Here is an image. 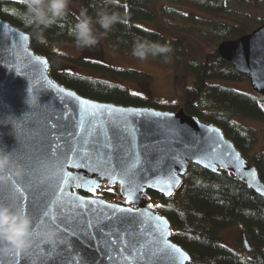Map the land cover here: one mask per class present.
<instances>
[{"label": "water", "instance_id": "95a60500", "mask_svg": "<svg viewBox=\"0 0 264 264\" xmlns=\"http://www.w3.org/2000/svg\"><path fill=\"white\" fill-rule=\"evenodd\" d=\"M218 53L239 75L250 81L256 94L264 97V25L237 40L222 42ZM35 57L46 61V66ZM58 89H63L64 93L73 92L75 97H66ZM76 97L108 108L137 111L109 113L106 109H88L82 112ZM93 111L95 116L90 115ZM69 149H76L80 154L86 150L91 167L64 165L65 169L74 176L98 180L99 187L93 194L85 188L64 186L63 207L59 213L67 228L60 224L58 229L44 217L43 211L50 200L61 196L56 185L60 183L58 171L64 154L67 153L69 160L78 158ZM0 152L11 153L14 164L23 170L22 176L17 177L15 168H11L8 174L13 181L32 190L28 201L20 200L19 203L31 217L34 233L32 246L26 251L19 254L0 252V264H79L81 256L89 264H164L159 253L156 256L151 253L163 247L162 242L157 244L160 240L158 229L165 228L166 239L188 256L187 260L177 259L176 264H191L189 253L172 239L171 222L157 213L148 197L149 192H154L172 198L183 186L191 165L214 175L225 172L264 199V182L257 168L220 127L188 115L184 108L171 112L153 107H125L81 96L53 78L50 61L33 50L30 34L3 18H0ZM137 155L139 162L129 179L132 187L137 184L143 187L133 203L121 205L118 201L107 202L96 197L104 187H116L119 198L127 202L125 188L119 179L111 182L93 169L106 170L111 166L121 172L132 165ZM170 175L177 177L179 184L171 188V195H166L161 188L167 187L163 182L168 181ZM10 191L9 183L0 186V203H6L4 197ZM70 194L83 197L85 201L95 199L98 203L75 208ZM107 204L131 207L133 212H117ZM155 217H161L167 224L158 222ZM88 220L95 227L82 231L81 227ZM46 225L58 232L55 243L41 235ZM129 242L138 248L143 245L148 254L137 256L131 248L121 251ZM242 242L250 252L246 235H242Z\"/></svg>", "mask_w": 264, "mask_h": 264}, {"label": "trees", "instance_id": "16d2710c", "mask_svg": "<svg viewBox=\"0 0 264 264\" xmlns=\"http://www.w3.org/2000/svg\"><path fill=\"white\" fill-rule=\"evenodd\" d=\"M229 1L233 0H120L119 4L109 7L126 13L128 23L116 24L102 39L110 43L114 51L130 57H134L131 52L135 37L169 44L172 52L168 54L167 60L179 67L183 66L194 78L193 87L185 94L183 107L186 113L222 128L225 135L250 160V164L257 168L264 182V153L249 158L254 138L234 123L236 119L264 122V97L251 96L224 85L246 79L219 56L218 47L209 55V61L200 62L189 58L186 46L188 36L193 33L219 44L237 40L245 34L239 26H229L216 19H204L197 13L206 11L217 16L222 6H228ZM70 3L76 4L80 11L87 9L93 17L97 8L103 6L101 0H71ZM24 7L23 0L0 2V18L30 34L33 50L48 58L52 76L60 84L102 103L155 107L148 99L132 94L118 82L82 76L69 71V66L62 68L60 62L69 64L73 69L86 67L109 73L120 80L132 79L145 84L151 81V77L141 72L130 69L116 71L97 60L89 59L87 56L94 53V47L83 49L86 58H65L55 52L53 46L58 43L75 45L69 31L78 17L68 11L66 17L48 28L44 32V39L39 40L33 34V29L26 26L21 18ZM153 25H157V29L148 28ZM146 60L165 59L158 56ZM172 108L175 107L170 110H175ZM99 194L102 199L118 198L116 201L121 205H129L119 198L116 187H108ZM148 195L158 203L155 205L153 201L156 211L171 222L172 239L189 253L191 264H264V199L233 176L225 172L214 175L191 165L182 188L174 197L167 199L154 192ZM231 226L238 227L237 244L240 247L244 248L242 235H246L251 246L248 255L237 254L222 244L220 231Z\"/></svg>", "mask_w": 264, "mask_h": 264}, {"label": "rangeland", "instance_id": "374dc122", "mask_svg": "<svg viewBox=\"0 0 264 264\" xmlns=\"http://www.w3.org/2000/svg\"><path fill=\"white\" fill-rule=\"evenodd\" d=\"M219 7L221 6L219 5ZM68 11L77 17H79L81 12L80 8L72 3H70ZM197 13L204 19H216L218 22H226L229 26H239L244 31V35H247L258 29L264 20V0L229 1L228 6H222V11L217 16H212L206 11H199ZM157 27V25H153L148 28L157 29ZM208 40L198 37L195 33L190 34L186 44L190 54L189 58L193 61H209V55L216 51L220 44L215 41L213 42L211 39ZM93 49L94 53H90L87 56L89 59L97 60L116 71H119V69H130L141 72L151 77L150 83H139L132 79L120 80L109 73L99 72L86 67H76L73 69L69 64L64 62H60L61 67L65 68L69 66V71H75L76 74L82 76L98 78L114 83L118 82L122 87L128 88L132 94L148 99V101L155 106L154 108L159 107L171 112H176L184 108L185 94L193 87L194 78L183 66L179 67L176 63L171 62V60H140L127 56L121 52L114 51L111 44H108L104 39H101ZM53 50L63 55L65 58H86L84 51L77 49L74 44L58 43L53 46ZM224 85L236 91L248 95L250 94L251 96H259L254 92L247 79L239 83ZM171 107H175L172 108L175 110H170ZM234 123L239 125L242 130L248 132V134L254 138L249 158L264 153V122L250 119H236ZM106 188L108 187H104L101 191ZM97 195L96 197L103 198L100 194ZM104 200L107 202H116L118 198H104ZM150 201L153 204L155 200L150 199ZM155 205H158L156 201ZM238 235V227L236 226H231L220 231L221 241L225 247L237 254L248 255L249 253L237 244Z\"/></svg>", "mask_w": 264, "mask_h": 264}, {"label": "clouds", "instance_id": "9594fccd", "mask_svg": "<svg viewBox=\"0 0 264 264\" xmlns=\"http://www.w3.org/2000/svg\"><path fill=\"white\" fill-rule=\"evenodd\" d=\"M71 0H23L24 10L21 18L26 26L33 29L37 39H44V32L62 21L69 9ZM103 6L98 7L95 16H90L87 9H82L69 35L73 37L77 49H90L118 24L128 23L126 13H121L110 5H117L120 0H101ZM98 26V27H97ZM172 52L169 44H161L147 38L135 37L131 54L146 60L149 57H163L167 61ZM9 167L15 168V175L22 176L23 170L14 164L11 153L0 152V186L9 183ZM47 241L58 238V232L50 225L44 226L41 233ZM32 219L25 212L14 209L8 203H0V252L26 251L32 246Z\"/></svg>", "mask_w": 264, "mask_h": 264}, {"label": "snow or ice", "instance_id": "6c2138e0", "mask_svg": "<svg viewBox=\"0 0 264 264\" xmlns=\"http://www.w3.org/2000/svg\"><path fill=\"white\" fill-rule=\"evenodd\" d=\"M23 39H27V37H23ZM37 61L40 63L47 64L46 61H41L39 57H35ZM51 84V82H48ZM59 92L64 93L63 89H58ZM66 97H75V93L73 92H66L64 93ZM78 100V103L81 106V111H87L88 109H106L109 113H134L137 110L135 109H117V108H108L107 106H102L99 104H95L89 100L80 99L79 97H76ZM35 102V101H33ZM90 115L95 116L96 112L93 111L90 113ZM157 117L160 116V113H154ZM21 127V134H23V123L20 124ZM81 130H83V121L81 122ZM70 152H72L74 157H78L76 159L69 160L67 153L64 154V160L59 166V179L60 183L56 185V189L61 193V196H56L55 199H52L44 206L43 215L44 217L48 218L51 221V224L59 229L60 224H65V228H67V224L63 219H61L59 209L63 207V199L62 195L64 193V186H73L76 188H85L87 191L95 194L97 191V188L99 187L98 180L96 179H86L79 175H73L71 171L66 170L64 165H69L70 167L80 168L82 166L91 167L90 163V157L86 150H83V154H80L76 149H69ZM236 159L239 160V156H236ZM139 162V156L137 155L136 160L132 163V165L122 170L121 172H117L114 168L111 166H108L106 170L100 169L99 167L93 169L95 171L99 172V175L101 178L106 177L111 182H116L119 179V182L122 186L125 188V194L127 195V203L132 204L133 198L137 196V192H139L143 185L137 184L135 187H132L131 180L129 179L130 174L132 173V170L136 167L137 163ZM11 172V167L8 169V173ZM255 175V173H253ZM9 184L11 185V191L8 192V194L4 197V200L6 203L13 206L14 209L21 210L23 212H26V208L19 203L20 200L28 201L29 195L31 194V188H26L23 184H20L19 181H13V177L11 174H9ZM50 179V178H48ZM127 181V183H126ZM44 182V181H42ZM164 184H167L166 188H161L165 192L166 195H171V188L179 184V179L175 176H171L168 181H164ZM20 184L19 187L16 185ZM149 186H152L149 184ZM259 191V189H258ZM70 200L72 201L73 207L75 208H83L86 206V204H96L98 203L97 200H88L85 201L83 197L77 196L75 194L69 195ZM34 202V198H33ZM100 204H105L104 201H99ZM108 208L113 209L117 212L122 213H132L133 209L131 207H121L119 205H113V204H107ZM155 219L158 222H162L163 224H167V221H163L161 217H155ZM95 227V225L92 223L91 220L86 221V223L81 227L82 231H87L88 228ZM160 231V240L157 241V244L161 243L163 244V247H157V250L152 252L151 254L153 256H156L157 253L160 254L161 259L164 261V264H176L177 259L179 260H187L188 256L181 251L179 247H177L175 244H171L167 239V230L166 228L163 230L158 229ZM73 232H75V229H73ZM34 235V233H32ZM52 243H55L54 241ZM115 243V242H112ZM131 248L133 251L137 253V256L140 255H147L148 252L144 251V246L141 245L139 248L136 247V245L132 244L131 242L128 243L127 246H125L121 251L126 252ZM150 251V249H149ZM16 254H19L18 251H16ZM125 260H129V257H123ZM76 264V262H74ZM79 264H89L88 260L84 257H80Z\"/></svg>", "mask_w": 264, "mask_h": 264}]
</instances>
